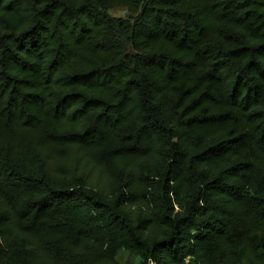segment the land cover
Masks as SVG:
<instances>
[{"label":"trees","instance_id":"obj_1","mask_svg":"<svg viewBox=\"0 0 264 264\" xmlns=\"http://www.w3.org/2000/svg\"><path fill=\"white\" fill-rule=\"evenodd\" d=\"M0 264H264V0H0Z\"/></svg>","mask_w":264,"mask_h":264},{"label":"rangeland","instance_id":"obj_2","mask_svg":"<svg viewBox=\"0 0 264 264\" xmlns=\"http://www.w3.org/2000/svg\"><path fill=\"white\" fill-rule=\"evenodd\" d=\"M107 14L114 17V18H125L128 19L130 21L134 20V16H129L126 11L122 8H112L109 9L107 11ZM119 262H123V260L125 259V253H121L120 255H118L117 257Z\"/></svg>","mask_w":264,"mask_h":264}]
</instances>
